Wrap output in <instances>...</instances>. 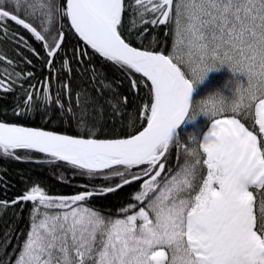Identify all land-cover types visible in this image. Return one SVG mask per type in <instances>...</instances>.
Masks as SVG:
<instances>
[{
  "label": "snow or ice",
  "instance_id": "1",
  "mask_svg": "<svg viewBox=\"0 0 264 264\" xmlns=\"http://www.w3.org/2000/svg\"><path fill=\"white\" fill-rule=\"evenodd\" d=\"M13 23L41 42L44 57ZM161 26L174 37L168 54L151 46ZM66 28L78 47H66ZM0 38L28 48L46 72L41 80L16 71V62L0 54L6 61L0 93H15L13 114L40 112L48 122L67 120L81 130L58 134L0 121V154L31 160L16 150L34 151L49 163L65 162L74 175L108 181L70 196L50 195L34 182L0 201L3 209L32 204L15 264H264V0H0ZM96 57L121 70L133 92L134 74L145 88L150 82L151 102L140 113L146 126L137 134L99 138L106 123L120 122L128 97L105 81ZM223 65L242 73L247 85L237 81L231 99L210 95L193 112L194 84ZM77 74L88 77L96 97L83 85L73 90ZM29 79L34 82L25 87ZM105 91L110 95L101 103ZM201 112L211 127L202 140L189 135L198 145L186 149L193 160L166 173L170 148L180 143L175 129ZM241 115L252 117L253 130ZM134 181L141 182L134 202L118 218L87 206ZM12 255L0 264H10Z\"/></svg>",
  "mask_w": 264,
  "mask_h": 264
},
{
  "label": "trees",
  "instance_id": "2",
  "mask_svg": "<svg viewBox=\"0 0 264 264\" xmlns=\"http://www.w3.org/2000/svg\"><path fill=\"white\" fill-rule=\"evenodd\" d=\"M127 15V14H126ZM33 22L34 26L40 29V25L36 21ZM67 23V22H65ZM14 32L22 35L27 43L35 48L41 57L45 56L41 42H38L34 37L24 30L22 27L11 25ZM147 27V26H146ZM67 34L66 47L73 48L80 45L78 37L74 35L73 30L65 29ZM165 28L161 26L158 30L153 31L154 39H151V46L153 50L163 51L168 54L173 48L174 37L169 33L168 36L164 35ZM133 45L139 46V41L135 36L130 37ZM89 51H91L89 49ZM20 53L18 55L17 53ZM0 54L5 55L7 58L15 61V70L25 73L28 71L34 72L38 79H43L46 72L44 70L43 63L35 55L32 54L28 48L18 46L8 39L0 38ZM24 57H27L32 61L29 65L24 62ZM97 69L101 70V75L105 78L106 82H111L112 87L117 90L121 97H128V104L121 115L120 122L116 124L106 123L103 132L99 134L101 138H113V137H125L136 133L146 126V120H141L140 113L143 104L148 103L150 105L151 96L149 92L150 82H147L149 88H145L143 84H140L142 77L140 74H134L133 78L138 82V87L133 92L131 90L129 78L117 67L111 66V63L105 64L104 61L96 57L93 60ZM6 66V61L0 62V72H3ZM12 71V67L8 68ZM146 81V78H143ZM87 76L76 75L71 81V86L75 91L77 86L83 85L88 88L93 97L97 96L95 87H90ZM31 79L23 80V84L26 87L29 83H33ZM19 83V82H18ZM99 81H97V84ZM17 91H20L17 87ZM110 93L105 91L100 102L103 103L104 98L108 97ZM114 95V94H113ZM0 96V119L8 122H14L25 125L40 126L57 131H63L69 134L78 135L80 129H78L74 123H69L67 120L53 119L52 121H46L40 112L31 113L23 117H18L13 114L15 93L2 94ZM23 97H21L22 99ZM108 115V106L105 105V116ZM247 124L253 128L254 120L249 116L246 121ZM255 130L257 127L255 126ZM180 137V143L175 144L170 148L168 153V161L166 163V173L168 168L172 170L177 166L183 153L180 133L176 134ZM16 155L25 156L30 155L31 160H15L11 157H4L0 154V201H11L18 195H21L23 191L32 186L34 182H38L48 193L54 194H72L84 191V186L89 188L96 185H105L108 181L101 178H89L86 175H74L77 171L67 166L65 162H47L48 158L45 154L36 153L34 151L28 152V150H16ZM119 182V178H113L111 183ZM140 181H134L130 185H125L117 193L107 194L105 196H94L87 203L101 211L105 215L121 216L118 210L121 207L127 206L128 203L134 202L132 197L139 190ZM7 187H4V185ZM32 204L27 203L16 204L8 207L7 209L0 208V260L7 259L9 254H13L10 264H15V259L18 257L20 250L22 249V242L25 239L27 231L30 230L29 222V210ZM7 240V242H5Z\"/></svg>",
  "mask_w": 264,
  "mask_h": 264
},
{
  "label": "rangeland",
  "instance_id": "3",
  "mask_svg": "<svg viewBox=\"0 0 264 264\" xmlns=\"http://www.w3.org/2000/svg\"><path fill=\"white\" fill-rule=\"evenodd\" d=\"M239 81L240 85H247V78L242 73H234L232 72L227 65L220 66L216 70L209 71L205 78L199 82L194 84V102L207 99L210 95H215L216 93L221 94L226 99H231L234 95L236 89V82ZM197 108L193 107V112H196ZM191 113L187 118L186 122L180 129V136L183 139L185 144L182 145L183 153L181 155L180 161L177 163L176 168L173 169V172L177 170L180 166H182L186 161L191 162L193 157L188 155L186 149H191L193 147H198V145L189 139V135L195 136L197 138L200 137L202 130L205 128L207 123L209 122L208 117L203 114H199L195 117V119L191 118ZM244 121L248 120L243 117V115L239 116ZM256 192V190H254ZM258 196V193H257ZM87 206H89L87 204ZM259 206V196L257 199V212ZM91 207V206H90ZM92 208V207H91ZM96 210V209H95ZM102 215H105L101 212ZM109 216V215H105ZM113 218H118L114 217Z\"/></svg>",
  "mask_w": 264,
  "mask_h": 264
},
{
  "label": "water",
  "instance_id": "4",
  "mask_svg": "<svg viewBox=\"0 0 264 264\" xmlns=\"http://www.w3.org/2000/svg\"><path fill=\"white\" fill-rule=\"evenodd\" d=\"M134 46V45H133ZM193 98H194V87H193V90L190 94V100L191 102H193ZM188 116L185 117V119L182 121V123L175 129V133L183 126L184 122L186 121ZM0 121H3V122H8V121H4L2 119H0ZM8 123H14V122H8ZM15 124H18L20 126H24V127H33V128H41L43 130H47V131H54V132H57L58 134H68V133H64V132H60V131H57V130H53V129H48V128H45V127H38V126H32V125H25V124H19V123H15ZM143 130V129H142ZM141 131V130H140ZM139 132V131H138ZM138 132H136L135 134H137ZM68 135H72V134H68ZM133 135V134H132ZM114 138H127L126 137H114ZM74 194H78V193H74ZM50 195H53V196H58V195H65V194H50ZM70 195H73V194H66L65 196H70ZM15 199V198H14Z\"/></svg>",
  "mask_w": 264,
  "mask_h": 264
},
{
  "label": "bare ground",
  "instance_id": "5",
  "mask_svg": "<svg viewBox=\"0 0 264 264\" xmlns=\"http://www.w3.org/2000/svg\"><path fill=\"white\" fill-rule=\"evenodd\" d=\"M238 118H239V117H238ZM241 120H242V119H241ZM242 122H243V121H242ZM245 125H246L247 127H249L246 123H245ZM210 127H211V121H209L208 126L206 127L205 131L203 132L202 137H201V140L203 139L204 135L207 134V132L209 131ZM249 128H250V130H253L251 127H249ZM60 132H63V131H60ZM64 133H66V132H64Z\"/></svg>",
  "mask_w": 264,
  "mask_h": 264
},
{
  "label": "clouds",
  "instance_id": "6",
  "mask_svg": "<svg viewBox=\"0 0 264 264\" xmlns=\"http://www.w3.org/2000/svg\"><path fill=\"white\" fill-rule=\"evenodd\" d=\"M193 107H196L197 108V110L200 108V105L199 104H195V105H193ZM201 114H203L202 112H201ZM204 115V114H203ZM197 116V115H196ZM205 116V115H204Z\"/></svg>",
  "mask_w": 264,
  "mask_h": 264
}]
</instances>
